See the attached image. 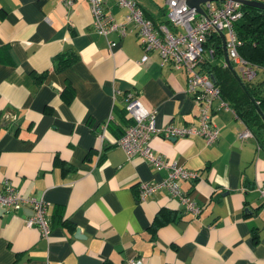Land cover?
Instances as JSON below:
<instances>
[{
	"label": "crops",
	"instance_id": "obj_1",
	"mask_svg": "<svg viewBox=\"0 0 264 264\" xmlns=\"http://www.w3.org/2000/svg\"><path fill=\"white\" fill-rule=\"evenodd\" d=\"M138 2L157 23L168 19L166 0ZM105 6L123 20L114 0ZM135 32L110 34L111 48L87 0H0V182L43 198L51 227L44 237L26 226L28 206L0 208V264H264V150L237 138L246 127L230 108L215 104L211 145L199 136L150 142L198 173L181 189L201 212H187L165 190L138 200V184L159 182L166 170L116 145L129 124L126 94L156 109L161 127L197 124L199 106L184 71L162 65L157 51L140 62ZM57 55L76 59L56 69Z\"/></svg>",
	"mask_w": 264,
	"mask_h": 264
},
{
	"label": "built area",
	"instance_id": "obj_2",
	"mask_svg": "<svg viewBox=\"0 0 264 264\" xmlns=\"http://www.w3.org/2000/svg\"><path fill=\"white\" fill-rule=\"evenodd\" d=\"M92 13V26L94 30L103 35L109 47L115 41L108 39L110 34L120 38L136 30L140 40L143 55L140 62L146 63L150 51H157L161 64H169L187 75L188 91L194 96L199 106L197 124L182 126H158L156 109H148L136 95L126 94L125 111L131 122L123 133L115 140L116 145L122 148L129 159L134 156L143 157L146 162L158 170H166V176L159 182H140L137 186L138 200L146 198L160 190H165L170 197L175 198L179 204L194 215L201 212V207L195 200L181 189L183 180H192L198 176L196 171L187 170L173 160L164 158L154 152L150 142L153 136L164 139L178 137L199 136L206 144L211 145L219 137V130L212 123L211 114L217 103L218 107H227L219 93L214 79L200 64L204 58L214 59L212 48H206L204 43L214 32L223 33L226 39L227 55L237 67L238 73L246 80L255 76V66L243 58L237 51L241 41L233 29V23L242 16V0H214L201 4L205 15L190 8L185 0H166L169 22L178 28L176 32L170 30L168 25L155 26L147 18L138 0H114L116 5L124 8L123 20H116L105 6L107 0H87ZM64 5H70L74 0H61ZM131 25V26H130ZM105 124L98 137L104 141L106 135ZM246 127V126H245ZM239 140L254 138L249 128L237 133ZM258 148L259 145H258ZM261 199V208L264 212V183L258 187ZM23 206L31 209V214L24 218L26 226H35L44 237L49 236L50 221L48 217V203L43 198L24 195L9 179L0 182V208L17 211ZM128 264H144L139 258H131Z\"/></svg>",
	"mask_w": 264,
	"mask_h": 264
},
{
	"label": "trees",
	"instance_id": "obj_3",
	"mask_svg": "<svg viewBox=\"0 0 264 264\" xmlns=\"http://www.w3.org/2000/svg\"><path fill=\"white\" fill-rule=\"evenodd\" d=\"M241 9L242 16L233 23L235 34L241 41L237 51L255 66L254 78H242L233 61L224 63L223 37L219 32L207 37L204 46L213 49L214 59L204 58L200 69L214 79L222 100L251 130L257 144L264 150V9L247 5H242ZM144 14L155 26L160 24L147 13ZM163 23L168 25L169 20L165 19ZM75 59L76 56L66 60L57 55L54 57L55 68L60 69ZM128 119L130 123L131 119Z\"/></svg>",
	"mask_w": 264,
	"mask_h": 264
},
{
	"label": "water",
	"instance_id": "obj_4",
	"mask_svg": "<svg viewBox=\"0 0 264 264\" xmlns=\"http://www.w3.org/2000/svg\"><path fill=\"white\" fill-rule=\"evenodd\" d=\"M185 1L190 8H195L197 13L205 15L204 10L201 7V4H204V3L210 2V1H214V0H185ZM241 2L243 5L264 9V1H262V0H242ZM223 49H224L225 60H226L227 64H230L229 58L227 55L224 37H223Z\"/></svg>",
	"mask_w": 264,
	"mask_h": 264
},
{
	"label": "rangeland",
	"instance_id": "obj_5",
	"mask_svg": "<svg viewBox=\"0 0 264 264\" xmlns=\"http://www.w3.org/2000/svg\"><path fill=\"white\" fill-rule=\"evenodd\" d=\"M159 1V3H163L164 2V0H158ZM215 1H213V3H214ZM256 79V78H255Z\"/></svg>",
	"mask_w": 264,
	"mask_h": 264
}]
</instances>
